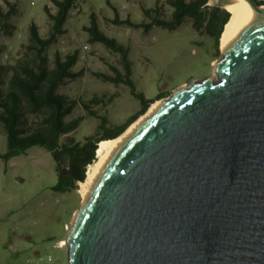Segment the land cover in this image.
<instances>
[{
  "label": "water",
  "instance_id": "95a60500",
  "mask_svg": "<svg viewBox=\"0 0 264 264\" xmlns=\"http://www.w3.org/2000/svg\"><path fill=\"white\" fill-rule=\"evenodd\" d=\"M242 1L255 20L221 49L218 80L180 87L110 157L69 264H264V7Z\"/></svg>",
  "mask_w": 264,
  "mask_h": 264
},
{
  "label": "rangeland",
  "instance_id": "374dc122",
  "mask_svg": "<svg viewBox=\"0 0 264 264\" xmlns=\"http://www.w3.org/2000/svg\"><path fill=\"white\" fill-rule=\"evenodd\" d=\"M8 4L16 5L17 13L9 19L14 27L12 34L10 27L0 37V64L16 66L22 59H35L28 50L31 25L36 24L42 38H48L53 21L45 7L52 14L56 8L52 0H0L5 13ZM209 5L212 6L211 0ZM116 10L121 22L149 24L153 18L171 19L166 0H76L64 34L46 52L49 70L56 68L58 55L66 58L78 53L71 70L77 77L65 79L57 93L75 103L65 122L82 119V123L76 131L64 135L62 143H85L87 138L98 136L103 118L108 127H115L142 109L141 101L125 83L127 72L122 54L91 41L87 28L92 15L96 16L101 33L127 52L136 92L147 100L165 97L154 104L167 101L183 85L208 77L218 80L214 65L221 59L223 46L220 42L216 51L214 39L197 33L191 20L186 19L175 31L161 27L146 30L116 23ZM146 10L152 12L146 14ZM107 78L121 81L115 83ZM47 116L48 111L38 117L29 116V134ZM7 151L8 139L0 124V155ZM60 167L68 170L65 163ZM58 178L56 161L41 147H33L8 163L0 159V264H69L67 245L62 247L60 243L68 238L83 198L80 187L66 193L53 191Z\"/></svg>",
  "mask_w": 264,
  "mask_h": 264
},
{
  "label": "trees",
  "instance_id": "16d2710c",
  "mask_svg": "<svg viewBox=\"0 0 264 264\" xmlns=\"http://www.w3.org/2000/svg\"><path fill=\"white\" fill-rule=\"evenodd\" d=\"M209 2L210 0H166V5L171 11V19L153 18L149 24H135L130 20L121 22L116 10L115 21L118 24H128L137 28L144 27L146 30L161 27L175 31L186 19H189L197 33L214 39L215 49L219 51L221 36L231 14L225 9L209 5ZM52 3L56 8L55 14H52L47 6L45 7L46 13L53 21L50 36L46 39L42 38L38 26L31 25L28 50L35 54V59H22L16 66L0 64V124L8 139V151L0 155V159L8 163L15 157L27 154L33 147H41L53 156L57 165L65 163L68 170L79 181L84 182L88 167L97 160L98 144L122 135L131 124L146 114L155 102L165 97L147 100L144 95L136 92L134 83L130 79L131 68L127 60V52L114 39L101 33L96 16L92 15L91 26L87 28L92 37L91 41L102 43L122 54L127 72L125 83L131 87L133 96L141 101L142 109L126 123L115 127H108L107 120L103 118L98 136L87 138L85 143H62L61 138L76 131L82 123V119L65 122V118L74 109L75 103H69L66 97L57 93L65 79L77 77L71 70L77 63L78 53L68 55L66 58L58 55L56 68L49 70L46 65V52L64 34V26L76 7V0H52ZM8 5L9 10L6 13L0 8V37L7 33L10 27L12 29L9 34L14 31V27L9 24V19L17 13V6ZM151 12L152 10L145 11L146 14ZM119 80L121 81V78L117 80L107 78V81L115 83L120 82ZM45 111H48V116L34 132L29 134L28 117H38ZM92 115L96 114L92 113ZM72 189H78L75 180L62 176L52 187L53 191L60 193H66Z\"/></svg>",
  "mask_w": 264,
  "mask_h": 264
},
{
  "label": "bare ground",
  "instance_id": "6f19581e",
  "mask_svg": "<svg viewBox=\"0 0 264 264\" xmlns=\"http://www.w3.org/2000/svg\"><path fill=\"white\" fill-rule=\"evenodd\" d=\"M228 11L230 12L231 17L224 28V32L220 40L223 46V50H226L230 47V38L237 35H243L255 20V13L253 9L249 4L245 3L242 0H239V3L237 5L230 7ZM166 102L167 101H162L154 104L147 114H145L138 121L133 123L119 137L112 140L102 141L98 144L96 152L97 160L94 164L90 165L87 171L86 180L80 185L79 193L83 198L82 207L76 211L73 219V226L69 233V236L66 241H61L62 247L68 245V241L70 240L74 231L76 219L77 217L82 218L87 204L90 202L91 198L94 195L95 183L101 175L110 157L114 154V152L123 142V140L137 132L150 118H152L157 112H159L163 108Z\"/></svg>",
  "mask_w": 264,
  "mask_h": 264
},
{
  "label": "flooded vegetation",
  "instance_id": "af4514ba",
  "mask_svg": "<svg viewBox=\"0 0 264 264\" xmlns=\"http://www.w3.org/2000/svg\"><path fill=\"white\" fill-rule=\"evenodd\" d=\"M57 168H58L59 177L62 176V177H69L74 179L75 176L69 170H63L59 165H57Z\"/></svg>",
  "mask_w": 264,
  "mask_h": 264
},
{
  "label": "built area",
  "instance_id": "2783aa9c",
  "mask_svg": "<svg viewBox=\"0 0 264 264\" xmlns=\"http://www.w3.org/2000/svg\"><path fill=\"white\" fill-rule=\"evenodd\" d=\"M254 1H256L260 6L264 7V0H254ZM96 158H97V156H96ZM89 167H88V169H89ZM88 169H87V171H88ZM86 175H87V172H86Z\"/></svg>",
  "mask_w": 264,
  "mask_h": 264
}]
</instances>
